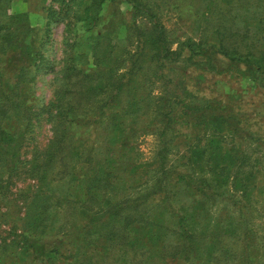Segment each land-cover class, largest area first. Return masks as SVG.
Instances as JSON below:
<instances>
[{"label":"trees","instance_id":"1","mask_svg":"<svg viewBox=\"0 0 264 264\" xmlns=\"http://www.w3.org/2000/svg\"><path fill=\"white\" fill-rule=\"evenodd\" d=\"M114 1L129 6L130 21L126 25L123 20L115 24L111 19L101 32L94 31L98 20L104 17L101 15L104 8ZM169 1H87L82 12H90L87 23L93 32L87 40L94 42L85 44L86 51L78 55L68 49L69 58L62 57L56 62L60 67L53 81L48 117L52 136L44 147L33 149L24 163L19 157L31 115L30 86L33 88L35 69L45 60L40 45H36V30L25 20L27 15L16 14L7 20L11 26L4 34L6 39H0L3 65L22 54L26 62H16L8 74L0 66V204L5 203L6 209L0 213V222H9L15 213L13 202L21 200L19 209L24 211L13 224L19 222L29 236L40 238L52 233L64 241L61 250L50 244L49 264L63 260L67 261L65 264H264L256 251H251L264 245V224L252 228L251 218L248 219L254 210L264 218V175L260 174L259 159L251 160L241 147L231 156L225 147H213L214 141L202 142L197 148L198 173L203 174L205 167L218 182L219 189L231 188L239 193L250 209L246 218L236 209H226L212 220L207 201L211 198L208 189L210 192L214 186L208 179H197L194 174L185 179L190 188L188 193L194 188L201 196L191 200L189 211L176 212L171 204L175 193L169 187L173 188L180 178H172L173 171L166 169V134L174 132L170 129L174 101L189 96L179 79L185 69H179L176 83L170 84L165 96L161 94L155 101L154 117L148 113L146 98L155 74L154 64L161 68V57H169L172 63L181 54L184 61H193L201 54L202 41L196 43L189 38L180 43L189 53L183 49L170 51V36L157 11ZM95 17L100 19H92ZM122 31L128 33L124 38L127 45L116 41L100 43L105 35L113 34V39H117ZM132 40L137 42V51L125 61L123 56L127 55ZM216 50L230 63H245L257 74H264V51L242 55L236 50L228 51L221 40ZM163 76L164 73L160 78ZM152 121L157 123H153L151 134L157 137L160 147L149 162L143 161L137 139ZM233 126L230 124L227 132ZM73 127L85 130L78 134ZM190 159L187 157V161ZM253 171L258 182L260 178L262 192L255 191L249 181ZM21 178L32 180V186L11 194V186ZM148 179L152 180V190L146 188L145 195L134 197L135 186ZM148 195H155V204H149ZM252 205L256 206L254 210ZM56 222L60 225L56 226ZM22 237L27 242L28 236ZM257 239L262 245H250ZM37 244L45 245L37 239L33 242L35 257Z\"/></svg>","mask_w":264,"mask_h":264},{"label":"rangeland","instance_id":"2","mask_svg":"<svg viewBox=\"0 0 264 264\" xmlns=\"http://www.w3.org/2000/svg\"><path fill=\"white\" fill-rule=\"evenodd\" d=\"M87 1L0 0V39H6L4 34L11 26V23L7 24L10 16L25 13L27 15L25 20L30 21L37 32L36 45H40V53L45 60V63L40 65L41 67L35 69L33 88L30 86V90H33L31 92L33 96L29 99L32 108L26 137L22 143V156L19 157L21 163L28 160L33 149L44 147L51 139L48 117L51 111L50 103L53 99V81L60 67L56 62L62 57L64 60L69 58L67 56L68 49L74 55H78L79 52L86 51L85 44L90 45L89 43L94 42L87 40L93 32L91 31L92 26L87 23L90 12L88 14L82 12ZM157 11L167 35L170 36V51L179 52L180 49H183L189 53L184 46H180V43L186 42L189 38L196 43L202 41L201 54L193 61H184L181 54L179 58H174L172 63H170L169 57H161V68L154 64L155 74L152 75L149 94L146 98L149 100L150 111L148 113L154 117L157 113L153 109L155 101L161 94L165 96L170 84L176 83L179 69H185L182 78L179 77V79L182 80V87L187 90L189 96L179 97L174 101L175 106L170 118V129L174 132L166 134L168 147L166 169L173 171L172 178L173 176L180 178L173 188L169 187V190L175 193L171 204L175 206L176 212L189 211V207L192 206L190 205L191 200L201 196L200 192L195 191L194 188H191L192 192L188 193L190 188L185 179L194 174L197 179L199 177L208 179V182L214 186L212 191L209 192L208 189L211 198L207 201L212 220L217 219L226 209L230 211L236 209L243 213V218H246L250 209L246 207L245 201L241 199L239 193L231 188L228 191L219 189L218 182L205 167L203 174L198 173L200 158H198L197 148L202 146V142L210 140L214 141L213 147L221 145L219 147H225L232 156L241 150V147L247 155L251 156V160L259 159L260 174L264 175V74H257L245 63H230L223 59L216 50L221 40L222 45L228 51L236 50L242 55L249 51L255 54L264 51V0H171L167 6L158 7ZM128 13L129 6L123 1H114L112 4H108L101 13L104 17L100 21L98 20L94 31L101 32L108 25V20L111 19L115 24L123 20L126 25L130 21ZM76 18L81 20H76ZM127 34L122 31L117 39H113V34L112 36L105 35L100 39V43L107 44L108 41L111 44V41H116L124 42L127 45L124 40ZM132 41L134 42L128 44L127 55L123 56L125 61H128V56L134 55L137 51V42ZM192 50L197 52L198 48L192 47ZM113 53L117 56L120 54L116 51ZM2 58L3 56L0 55V66L7 74L12 70V65H17L16 62L18 64L21 61L26 62L23 54L19 55L17 60L12 59L5 65H3ZM70 63L72 62L70 61ZM209 65L213 66V69L209 68ZM119 69H122V64L119 65ZM162 73L165 76L160 78ZM164 99L170 98L164 97ZM173 100L172 96L171 101L173 102ZM206 120H208V124ZM153 123H157V121H152V124L144 129V135L137 139V148L142 153L143 161L149 160L150 162L154 152L160 147L157 137L151 134L150 129ZM230 124H233L234 128L227 132ZM72 130L80 134L85 128L73 127ZM190 145L192 146L189 149ZM209 146L212 147V144ZM193 151L195 152L193 153ZM189 156L191 159L187 161ZM251 175L249 181L257 189L254 190L262 192L260 178L258 182L254 171ZM231 178H233V174L228 177L230 182ZM32 183V180L21 178L11 186V194H16L17 190L29 188ZM151 183L150 179L146 183L140 181L134 188L133 196L145 195L146 188L151 189ZM226 192L228 196H225ZM149 196H147L149 204L150 202L155 204V195ZM12 197L14 198V196ZM20 201L17 199L15 203L13 202L12 210L15 213L11 214L9 222H0V264H49L51 262L48 255L50 244L54 243L61 250L65 247L64 241L60 239V235L52 233L40 238L35 235L29 236L28 233L22 231L19 222L13 224V220L20 217L24 211L19 209ZM3 205L5 203L0 204V213L6 211ZM199 205L202 208L204 202ZM252 206L251 210H254L256 206L260 207L261 205ZM18 210L19 213H17ZM16 213L19 216H16ZM250 218L252 228L258 229L263 226L264 218L258 210L252 211L251 217L249 216L248 219ZM55 225L60 224L56 222ZM22 235L28 236L27 242L24 241L25 238ZM36 239L45 245H36L38 254L35 257L31 245ZM255 243H262V241L257 239L250 245ZM252 250L256 251L258 257L264 261V245L258 249L253 247ZM40 259H43L44 262L41 263ZM66 262L63 260L56 263L65 264Z\"/></svg>","mask_w":264,"mask_h":264}]
</instances>
